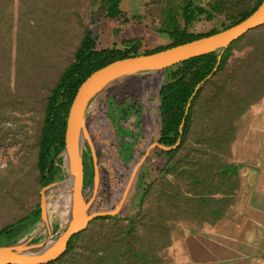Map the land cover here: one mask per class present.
<instances>
[{"label": "trees", "instance_id": "1", "mask_svg": "<svg viewBox=\"0 0 264 264\" xmlns=\"http://www.w3.org/2000/svg\"><path fill=\"white\" fill-rule=\"evenodd\" d=\"M62 1L0 0V159L12 150L23 152L17 162L8 159V169L0 175V207H5L2 201L8 196L23 203L20 174L31 182L26 196L38 199L43 187L64 178L61 164L70 110L80 87L94 72L118 60L154 54L222 32L247 19L263 2L154 0L149 4L154 9L150 10L151 21L146 25V17H130L124 11V0H90L93 17L145 26L169 42L143 51V38H133L102 49L98 37L87 27L73 60L43 96L49 61L35 56L31 45L38 32L44 30V24L63 11ZM53 12L56 13L52 15ZM203 22L212 24V29L194 32V27ZM218 57L216 52L155 73L162 76L158 90L160 128L147 147L139 148L146 144L149 130L143 120L145 116L147 121L145 113L150 110L148 86L142 90V102L128 107L133 111L122 103L116 104L118 107H101L118 108L120 118L115 119L110 110L99 114V151L90 133L104 183L107 180L102 177L103 168L109 174V202L101 205L98 194L91 214L118 205L135 166L150 145L176 144L189 101L196 87L213 74ZM39 100L43 101V118L35 144V163L28 172L23 147L30 134L21 124V116L32 112ZM263 102L264 27L240 38L224 53L218 71L191 103L181 145L171 152L157 148L151 153L139 170L122 211L115 217L91 222L86 231L74 236L64 255L30 264H168L166 253L177 238L185 235V228L198 231L205 225L215 226L236 205L241 166L233 162L232 149L246 124L243 117ZM89 153L91 156L90 150ZM84 164L83 193L89 200L95 176L91 157L89 162L84 158ZM102 186L100 194L105 191ZM40 218L37 203L24 217L0 230V247L20 241ZM9 236H17V240L2 243Z\"/></svg>", "mask_w": 264, "mask_h": 264}, {"label": "water", "instance_id": "2", "mask_svg": "<svg viewBox=\"0 0 264 264\" xmlns=\"http://www.w3.org/2000/svg\"><path fill=\"white\" fill-rule=\"evenodd\" d=\"M262 27H264V0L251 16L222 32L154 54L118 60L94 72L80 87L70 110L66 130V146L62 153L67 172L62 180L43 187L40 200L41 218L37 229L28 238L0 247V264L39 263L60 257L67 252L74 236L86 231L95 219L117 216L126 203L139 170L151 153L157 148L171 152L181 145L191 103L198 92L218 71L224 53L234 42ZM216 52L219 53L216 68L213 74L196 87L180 126V138L176 144L172 147L161 145L158 142L152 144L135 166L118 205L113 210L91 214L90 211L98 196L101 181L95 145L87 125L91 106L96 103L107 87L120 79L160 72ZM86 149L91 151L95 170L89 200L83 193ZM60 197L67 202L68 216L59 229L55 230L51 207ZM36 240L38 241L35 242Z\"/></svg>", "mask_w": 264, "mask_h": 264}, {"label": "rangeland", "instance_id": "3", "mask_svg": "<svg viewBox=\"0 0 264 264\" xmlns=\"http://www.w3.org/2000/svg\"><path fill=\"white\" fill-rule=\"evenodd\" d=\"M154 0H124L123 9L130 16H141L146 17L144 19V24H148L151 19L149 18V12L151 9H154L153 6H150ZM63 3V11L59 15H56L54 20L52 19L49 23L44 24V30L38 32L37 38L34 39L33 51L36 54L41 55V57L45 58L49 61L48 66L45 70L44 82L46 84L43 96H45L49 89H51L57 82L59 76L65 69V67L73 60L74 54L77 51L81 40L83 38L85 30L90 28L94 32V36L98 37L99 48H109L115 45H120L123 40L133 39V38H143V51L152 50L156 47L167 44L169 41L163 37L156 36L150 32L145 26H139L137 24L123 25L120 22L113 21L110 19L99 20L98 17H93L92 15V4L90 0H64ZM56 13L53 12L52 15ZM156 13L153 12V14ZM74 14V15H73ZM78 16V17H76ZM212 29V24L203 22L197 24L193 31L196 33L209 31ZM39 57V56H38ZM134 77V76H133ZM133 77L120 79L114 83H112L98 98L95 104H93L89 110V122L87 123L89 132L92 134L95 143L97 145V149L99 151L100 141H99V114L104 112L105 110H110L114 113V118H120L118 108H101L105 107L107 104H119L120 102H125L127 99L125 96L131 95L139 96L141 87L138 82L141 81L142 84H150L148 85L150 91V97L148 102L150 103V110H148L145 114L147 116V121L145 116L143 120L145 122V126L149 129L146 134V144L139 145L140 147H147L151 138H155L158 135L160 128V118H159V106L160 99L158 96L159 87L162 85L161 82H158L157 79H151L150 77L142 80L134 79ZM128 90L129 93L124 94L123 91ZM113 97V98H111ZM153 98V99H152ZM113 99V100H111ZM118 99V100H117ZM145 99H147L145 97ZM117 100V101H116ZM131 100V99H129ZM152 100V101H150ZM132 102V101H131ZM127 103H130L129 101ZM256 108H264V102L257 106ZM127 110L133 111L132 108H125ZM32 112L28 113L25 116H21L23 122L22 125L26 126V131L30 134V140L27 143L26 147H23L24 152L27 153L26 158V168L28 172L32 169L35 163V144L36 139L39 133V128L41 125V121L43 118V101L39 100L34 103L32 106ZM131 117V116H130ZM154 144V143H153ZM151 146V145H150ZM148 147V149L150 148ZM96 150V155L98 158V152ZM147 149V150H148ZM146 150V152H147ZM250 151H246L249 155L252 153V147L249 149ZM237 151V150H236ZM241 152V149L238 150ZM17 154L18 150H12L8 156H5L0 159V175L5 174L8 169V159L17 162L18 159L21 158L23 152ZM237 152V153H239ZM236 153V154H237ZM240 154V153H239ZM89 157L92 159V166L94 168L93 156L89 153V149L85 150L84 158L86 162H89ZM143 158V157H142ZM24 164V163H23ZM99 165V159H98ZM61 175H65L67 172V168L64 165V159L61 164ZM99 171L101 175V167L99 165ZM95 173V170H94ZM133 173V172H132ZM108 172L103 168L102 177H104L107 182L100 181V186L103 184L102 188L105 190L103 193H99L100 200L99 203L102 205L106 202H109V198L107 196L106 188L108 186ZM132 175V174H131ZM131 178V177H130ZM19 179L24 183V186L20 189L23 193V203L19 204L13 197L8 196V198L4 197L3 201L5 203V207H0V230L5 226L14 223L18 218L24 217L28 214L37 203H40L41 200V192L40 197L32 198L31 196H26L27 187L30 186V180L25 176V174H20ZM103 182V183H102ZM129 183V182H128ZM128 185V184H127ZM126 189V188H125ZM100 190V187H99ZM42 191V190H41ZM125 192V190H124ZM123 197V196H122ZM98 198V197H97ZM122 199V198H121ZM97 200V199H96ZM53 215H54V223L55 226L60 227L64 222L63 214L58 210L57 203L53 204L51 207ZM113 210V209H112ZM110 211V210H109ZM38 224L31 227V229L24 234L22 239L28 238L33 234V232L37 229ZM185 234L189 232L187 228L184 229ZM180 232H177V236ZM17 240V236H9L6 239L1 240L2 243H13ZM167 259L169 261L168 264H185L183 261V251L181 249L174 250L172 247L166 253Z\"/></svg>", "mask_w": 264, "mask_h": 264}, {"label": "crops", "instance_id": "4", "mask_svg": "<svg viewBox=\"0 0 264 264\" xmlns=\"http://www.w3.org/2000/svg\"><path fill=\"white\" fill-rule=\"evenodd\" d=\"M145 77L158 82L162 79L155 73L133 78L140 81ZM138 83L139 96H125L124 107L142 102V90L150 84ZM243 123L246 124L232 149L233 162L241 166L236 205L215 226L205 225L176 239L172 248L183 251L185 264H264V108H252ZM251 147L249 155L246 151Z\"/></svg>", "mask_w": 264, "mask_h": 264}, {"label": "bare ground", "instance_id": "5", "mask_svg": "<svg viewBox=\"0 0 264 264\" xmlns=\"http://www.w3.org/2000/svg\"><path fill=\"white\" fill-rule=\"evenodd\" d=\"M55 203L58 205V210L63 214L64 222L67 220L68 216V205L63 198H59Z\"/></svg>", "mask_w": 264, "mask_h": 264}]
</instances>
